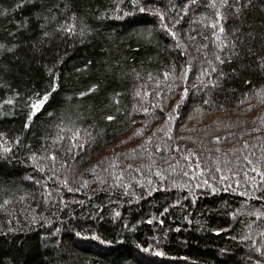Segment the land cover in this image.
I'll use <instances>...</instances> for the list:
<instances>
[{"label": "trees", "instance_id": "trees-1", "mask_svg": "<svg viewBox=\"0 0 264 264\" xmlns=\"http://www.w3.org/2000/svg\"><path fill=\"white\" fill-rule=\"evenodd\" d=\"M0 264H264V0H0Z\"/></svg>", "mask_w": 264, "mask_h": 264}, {"label": "snow or ice", "instance_id": "snow-or-ice-1", "mask_svg": "<svg viewBox=\"0 0 264 264\" xmlns=\"http://www.w3.org/2000/svg\"><path fill=\"white\" fill-rule=\"evenodd\" d=\"M221 31H223V29H221ZM221 50H222V49H221ZM216 59L219 60L220 63H223V62H224V60L221 59L220 56H218V55L216 56ZM190 70H191L190 68H185L184 71L181 73V78H186L187 75H188V72H189ZM212 71L215 72L216 69L213 67V68H212ZM203 74H207V72H205V73H203ZM53 91H55L54 88H53ZM183 95H184V96L187 95V90H185V92H184ZM48 98H49L48 95H44L43 97L39 98L37 101L33 102V104H32V108H33L32 115H33V116L36 114V111H37V110H39V109H41V108L43 107V105L47 102ZM109 119H111V117H109ZM137 134H140V133H137ZM73 138H74V139H78V136H75V134H74V137H73ZM73 146H75V145H73ZM81 147H82V145H81ZM4 151L7 152V151H10V149H8V148H4ZM51 159L55 160L56 157H55V156H52ZM185 159H187V157H185ZM197 167H199V164H197ZM218 170H219V169H217V171H218ZM253 171H255V169H253ZM205 183H207V181H205ZM8 202H9V201L5 200L3 203H4V204H7Z\"/></svg>", "mask_w": 264, "mask_h": 264}, {"label": "rangeland", "instance_id": "rangeland-1", "mask_svg": "<svg viewBox=\"0 0 264 264\" xmlns=\"http://www.w3.org/2000/svg\"><path fill=\"white\" fill-rule=\"evenodd\" d=\"M222 116H223L222 114L215 115V117H222Z\"/></svg>", "mask_w": 264, "mask_h": 264}]
</instances>
